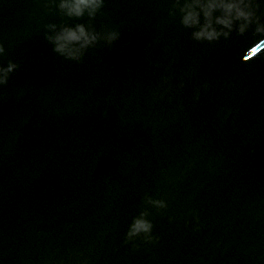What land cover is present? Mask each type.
Listing matches in <instances>:
<instances>
[{"label":"water","instance_id":"water-1","mask_svg":"<svg viewBox=\"0 0 264 264\" xmlns=\"http://www.w3.org/2000/svg\"><path fill=\"white\" fill-rule=\"evenodd\" d=\"M58 3L0 0V66L18 65L0 84V264H264V33L197 41L174 0L94 19ZM81 23L101 39L57 53L48 26ZM144 211L152 238L128 240Z\"/></svg>","mask_w":264,"mask_h":264},{"label":"clouds","instance_id":"clouds-1","mask_svg":"<svg viewBox=\"0 0 264 264\" xmlns=\"http://www.w3.org/2000/svg\"><path fill=\"white\" fill-rule=\"evenodd\" d=\"M55 2V0H53ZM182 14V24L187 28L196 29L193 38L197 41L213 42L221 36L227 38L239 23L238 31L243 34L255 22L258 33H264V24L260 23L257 16L259 4L256 0H174ZM104 0H59L60 11L70 18H82L87 15L94 19L102 9ZM217 13H219L217 15ZM203 18V22L202 19ZM55 31L54 35H49L47 39L54 44V50L68 59L79 60L83 52L94 46L101 35L95 30H90L84 24L73 26L57 25L48 26ZM117 35H108L109 42L115 40ZM6 49L0 44V55ZM18 68V65L9 62L6 67L0 66V84H6L9 76ZM148 203L158 208H165L167 205L162 200H152L148 198ZM149 213L144 211L136 217L127 233L128 240L144 234L147 239H151L153 224L147 219Z\"/></svg>","mask_w":264,"mask_h":264}]
</instances>
